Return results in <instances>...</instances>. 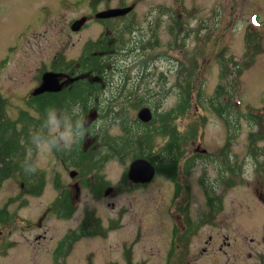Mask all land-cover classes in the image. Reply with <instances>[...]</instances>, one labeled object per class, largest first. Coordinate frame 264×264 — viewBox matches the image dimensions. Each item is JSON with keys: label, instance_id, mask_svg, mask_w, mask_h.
Wrapping results in <instances>:
<instances>
[{"label": "rangeland", "instance_id": "rangeland-1", "mask_svg": "<svg viewBox=\"0 0 264 264\" xmlns=\"http://www.w3.org/2000/svg\"><path fill=\"white\" fill-rule=\"evenodd\" d=\"M88 54L104 58L83 72ZM59 58L81 72L53 69ZM78 81L99 86L78 105L88 132L42 156L29 141L43 120L33 100L47 93L70 113ZM0 104L15 121L0 139L11 149L0 156V264H264V0H0ZM120 117L131 154L94 169L81 153L122 137ZM168 131L182 151L175 182L162 169ZM137 161L153 168L149 182L131 179ZM87 214L101 233L59 259Z\"/></svg>", "mask_w": 264, "mask_h": 264}, {"label": "trees", "instance_id": "trees-1", "mask_svg": "<svg viewBox=\"0 0 264 264\" xmlns=\"http://www.w3.org/2000/svg\"><path fill=\"white\" fill-rule=\"evenodd\" d=\"M129 27V25H128ZM104 48L101 47V50H103ZM88 52V51H87ZM104 58V57H102ZM99 57H94L93 55L90 56V54H88L87 56L84 55L80 58L78 64L79 67H81L83 70V72H86L87 70L90 72L93 71V67L97 62H100ZM60 59V63H55V65L53 66V69L60 71V72H65L68 70H72L75 73H80L81 71H74V65L73 63H69V64H63L62 63V58ZM73 68V69H72ZM99 72H102V68L99 70ZM78 75V74H76ZM99 89L98 85H90L88 83L85 82H79L76 84V87H73L71 95H72V105H82L87 103V101L89 100L88 94L90 93L93 94L92 92H95ZM188 93V91L186 92ZM48 97L49 95H43V96H38L34 98V102L37 103V108L39 109L40 115L41 117H44V113L46 111V109H48ZM84 106V105H83ZM142 108H148V107H142ZM149 109V108H148ZM220 109V108H218ZM151 111V123H154V119H155V114H154V110L152 111V109H149ZM183 112V111H182ZM4 109L2 107V105L0 104V139H2L4 137V135L6 133H9V130H11V132L9 133L10 138L12 139L15 135L14 132V125H15V121L10 122L8 120V118L6 117V115L4 114ZM120 114H126L124 111H120ZM127 115V114H126ZM221 115V113H220ZM118 118V117H117ZM249 119L252 118L251 115L248 116ZM121 126H122V130H123V136L120 138H114V139H107L104 140V144L102 146V148L104 149V153L101 154V150H89V152H87L86 154L81 153V158L83 160H88V159H92V163L95 164L93 166L94 169H98L102 166L103 162H106L107 159L109 157H111L112 155H116L119 156L120 158H124L125 155L131 154L130 150L133 147V144L136 142V140L134 139V135L132 134V132L128 129L127 125H124L123 121L124 118H121ZM150 123V124H151ZM136 125H139L137 123H134ZM140 126L146 128L145 125L140 124ZM148 132L147 129H144V134H146ZM168 136L169 139L171 138V143L167 144L165 146V148L162 150V156H164L165 159L168 160V162L165 161L162 169L165 171L167 177H169L170 180L175 182L176 179V169L179 163V160L181 159L182 155V151L179 147V144L177 143V141L175 140V136H174V131H168ZM260 138L262 137L261 135H259ZM111 142V143H110ZM11 152V149H8V147L5 148V150L0 151V156H3V153L5 154H9ZM264 153V152H263ZM64 209L62 211L63 217H67L70 213L73 212V209H71V207L65 203L64 205ZM99 233H101V229H100V222L99 220L95 219V218H91L88 214L85 216V220L83 225L78 229V233H73L70 235H67L63 240L60 241V243L58 244V247L55 251V255H59V259L60 257L66 255L65 251H63L64 247L69 248L72 243L79 241L82 238L85 237H91V236H97ZM66 249V248H65ZM62 255H60L61 253H63Z\"/></svg>", "mask_w": 264, "mask_h": 264}, {"label": "clouds", "instance_id": "clouds-1", "mask_svg": "<svg viewBox=\"0 0 264 264\" xmlns=\"http://www.w3.org/2000/svg\"><path fill=\"white\" fill-rule=\"evenodd\" d=\"M81 113L78 105L74 106L70 113L49 107L44 113L39 129L30 134V145L43 156L54 150L60 151L78 144L88 132L85 128L86 119ZM24 170L32 174L36 172L37 167L32 161L25 160Z\"/></svg>", "mask_w": 264, "mask_h": 264}, {"label": "water", "instance_id": "water-1", "mask_svg": "<svg viewBox=\"0 0 264 264\" xmlns=\"http://www.w3.org/2000/svg\"><path fill=\"white\" fill-rule=\"evenodd\" d=\"M128 9L120 10V11H108L104 14L98 15V18H109L124 15L128 12ZM85 21L82 20L76 23L74 30H77L78 26L82 25ZM149 114V112H147ZM150 117V116H149ZM153 176V168L146 164L144 161L135 162L130 169V177L132 180L136 182H149Z\"/></svg>", "mask_w": 264, "mask_h": 264}, {"label": "flooded vegetation", "instance_id": "flooded-vegetation-1", "mask_svg": "<svg viewBox=\"0 0 264 264\" xmlns=\"http://www.w3.org/2000/svg\"><path fill=\"white\" fill-rule=\"evenodd\" d=\"M177 218L179 219V218H182V217L179 216ZM179 223H180V225L176 227V228H179L180 229V231L178 230V235L179 236L176 238L178 240H180L183 236H185L186 234H188V231H186L187 230V227L184 224L183 218H182L181 222H179ZM250 243H252V241H250ZM174 244H175V247H176L178 245V242H176L174 240ZM231 244H232L231 242L228 243V242H225L224 241L221 246H218V248H217V254H221L222 256H225L226 253L224 251L226 249H230ZM177 247L179 248V245ZM202 252H203L202 254H204L206 252V250H203ZM233 256H235V255H233ZM250 256L251 255H249V259H250ZM233 259H235V257H233ZM180 260H183V259L181 258ZM173 264H175V263H173Z\"/></svg>", "mask_w": 264, "mask_h": 264}]
</instances>
